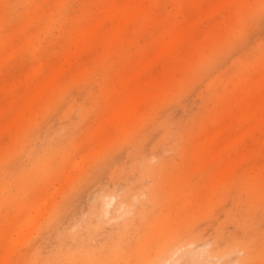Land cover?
<instances>
[{
	"label": "rangeland",
	"instance_id": "1",
	"mask_svg": "<svg viewBox=\"0 0 264 264\" xmlns=\"http://www.w3.org/2000/svg\"><path fill=\"white\" fill-rule=\"evenodd\" d=\"M166 259L264 264V0H0V264Z\"/></svg>",
	"mask_w": 264,
	"mask_h": 264
},
{
	"label": "bare ground",
	"instance_id": "2",
	"mask_svg": "<svg viewBox=\"0 0 264 264\" xmlns=\"http://www.w3.org/2000/svg\"><path fill=\"white\" fill-rule=\"evenodd\" d=\"M111 202H112V200L108 202V205H110ZM176 253H177V252H176ZM176 253H175V254H176ZM175 254H174V255H175ZM205 254H207V257H209V259L212 260V261H215V260L217 259V258H216L217 256H216L215 253H212V252L207 251ZM181 255H182L181 253H180V254H177V257H178V256L181 257ZM175 257H176V256H175ZM214 259H215V260H214ZM167 261H168V259H166V263H165V264H168ZM190 264H199V263H198L197 261H193V262L191 261Z\"/></svg>",
	"mask_w": 264,
	"mask_h": 264
}]
</instances>
